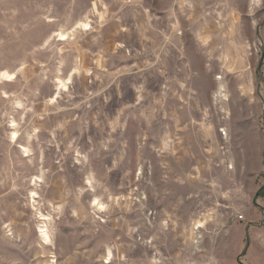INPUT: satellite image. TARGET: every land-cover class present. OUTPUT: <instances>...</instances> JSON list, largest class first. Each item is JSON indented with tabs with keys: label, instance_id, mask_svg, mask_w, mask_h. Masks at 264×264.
I'll list each match as a JSON object with an SVG mask.
<instances>
[{
	"label": "rangeland",
	"instance_id": "374dc122",
	"mask_svg": "<svg viewBox=\"0 0 264 264\" xmlns=\"http://www.w3.org/2000/svg\"><path fill=\"white\" fill-rule=\"evenodd\" d=\"M0 264H264V0H0Z\"/></svg>",
	"mask_w": 264,
	"mask_h": 264
},
{
	"label": "bare ground",
	"instance_id": "6f19581e",
	"mask_svg": "<svg viewBox=\"0 0 264 264\" xmlns=\"http://www.w3.org/2000/svg\"><path fill=\"white\" fill-rule=\"evenodd\" d=\"M84 26H86L87 24L86 23H82ZM60 37H62V39H65L66 38V36H65V34H63V33H60ZM5 74V76L6 77H10V76H12V73H8V72H5L4 73ZM15 134V133H14ZM17 139L19 138V136L18 135H16L15 136ZM98 204L99 203H97V202H94V206H98ZM99 208L100 209H102V210H104L103 208H104V206L103 205H100L99 206ZM203 226V224L202 223H199L198 224V226L197 227H202ZM44 234H45V238H46V240H48V242H49V240H50V237H49V234L47 233V230H44ZM106 263H108V262H110V260H111V254L109 253V255L106 257Z\"/></svg>",
	"mask_w": 264,
	"mask_h": 264
},
{
	"label": "crops",
	"instance_id": "0c3cea01",
	"mask_svg": "<svg viewBox=\"0 0 264 264\" xmlns=\"http://www.w3.org/2000/svg\"><path fill=\"white\" fill-rule=\"evenodd\" d=\"M251 212H254L252 209H251ZM247 216V212L245 214ZM217 220H220V219H216V222H218ZM243 225V224H242ZM251 229V227L249 228V230Z\"/></svg>",
	"mask_w": 264,
	"mask_h": 264
},
{
	"label": "built area",
	"instance_id": "2783aa9c",
	"mask_svg": "<svg viewBox=\"0 0 264 264\" xmlns=\"http://www.w3.org/2000/svg\"><path fill=\"white\" fill-rule=\"evenodd\" d=\"M240 219H243L244 217H243V215H240V216H238Z\"/></svg>",
	"mask_w": 264,
	"mask_h": 264
}]
</instances>
